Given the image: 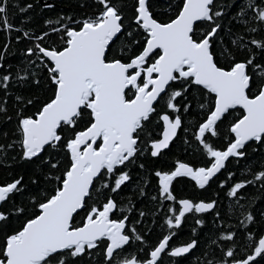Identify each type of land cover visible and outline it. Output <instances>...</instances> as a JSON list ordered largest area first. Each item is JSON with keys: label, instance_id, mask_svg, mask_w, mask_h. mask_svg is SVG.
<instances>
[{"label": "snow or ice", "instance_id": "obj_1", "mask_svg": "<svg viewBox=\"0 0 264 264\" xmlns=\"http://www.w3.org/2000/svg\"><path fill=\"white\" fill-rule=\"evenodd\" d=\"M54 8L0 0V264L264 254V207L246 192L264 203V160L234 182L228 169L264 154V0H76L34 19ZM213 183L237 223L201 195Z\"/></svg>", "mask_w": 264, "mask_h": 264}, {"label": "trees", "instance_id": "obj_2", "mask_svg": "<svg viewBox=\"0 0 264 264\" xmlns=\"http://www.w3.org/2000/svg\"><path fill=\"white\" fill-rule=\"evenodd\" d=\"M26 2V0H19V3L21 6H23V4ZM31 2L35 3L36 0H31ZM226 2H230V0H226ZM55 4V8L52 10H48V9H44L39 16H37L35 14L36 10L33 11V16L34 19H36L38 22L40 21L41 16H55L56 13L63 11L65 14H68L69 12H72L75 10V4H76V0H60V1H55L53 2ZM22 14L19 13V11H16V15L15 17H13L12 12H9V20L12 23H18L19 19L21 17ZM3 40V35L0 34V41ZM13 63H15V61H12ZM219 146V145H217ZM183 151H184V146L181 145L180 149L178 151H176V155H180L183 156ZM248 151V156L247 159H242L241 161L238 162H233L228 164V169L234 172V179H238V178H245L242 173H241V169L244 168V166L246 164H248L249 161L253 162V168H257L259 166V163L261 160H264V154L258 152H251V150H247ZM187 159L189 160H194L196 159L195 154L190 155L187 157ZM223 172V170H222ZM220 179H225L227 181V176L226 173L224 174H218ZM7 169L4 168H0V181H3L5 179H7ZM248 179H251L250 176L247 177ZM177 189H179V186H177ZM226 192H227V188H223L221 189L220 187L217 186V184L213 183L211 185V187L208 188V190L206 192L201 193V195H203L205 198L207 199H214L216 200V206H217V210L221 211L222 215L226 214L229 208V203L230 200L229 198L226 196ZM246 192L249 196H254L257 197L256 203L253 205V210H258L261 207H264V203H262V201L259 199V197L261 196V190L258 187H252V186H247L246 187ZM213 193H215V195H213ZM176 195L177 196H195L197 195L196 192H194L191 188H185L183 191H176ZM233 207H236L235 204H233ZM238 215V214H237ZM205 219H206V223L204 226H202L204 228V231H202L200 233L201 236H208V235H212V233L215 231V229L213 228V224H212V216L205 214ZM224 219H225V223H230V224H235L237 223V219L234 216V218L229 221L227 219V216L224 215ZM151 220V218H150ZM217 227H222L221 225H217ZM159 230L157 229V232ZM156 235V232L153 233V236ZM188 237L182 232L180 233L172 242L173 243H179L182 240H186ZM199 250L196 254L194 255H198ZM238 254H242V253H238ZM189 261H191V258H189ZM250 264H264V254L258 255V257L251 262Z\"/></svg>", "mask_w": 264, "mask_h": 264}, {"label": "water", "instance_id": "obj_3", "mask_svg": "<svg viewBox=\"0 0 264 264\" xmlns=\"http://www.w3.org/2000/svg\"><path fill=\"white\" fill-rule=\"evenodd\" d=\"M60 1V0H51V2ZM258 257V256H257ZM255 257L254 260L257 258ZM251 263V262H250Z\"/></svg>", "mask_w": 264, "mask_h": 264}]
</instances>
